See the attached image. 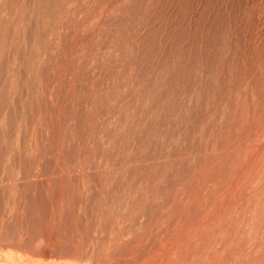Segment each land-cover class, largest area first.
<instances>
[{
	"label": "rangeland",
	"instance_id": "rangeland-1",
	"mask_svg": "<svg viewBox=\"0 0 264 264\" xmlns=\"http://www.w3.org/2000/svg\"><path fill=\"white\" fill-rule=\"evenodd\" d=\"M3 230L0 264H264V0H0Z\"/></svg>",
	"mask_w": 264,
	"mask_h": 264
},
{
	"label": "bare ground",
	"instance_id": "bare-ground-1",
	"mask_svg": "<svg viewBox=\"0 0 264 264\" xmlns=\"http://www.w3.org/2000/svg\"><path fill=\"white\" fill-rule=\"evenodd\" d=\"M35 1V0H34ZM30 84V83H29ZM28 84V85H29ZM28 85H26V88H27V86ZM16 86V85H15ZM16 88V87H15ZM28 88H29V86H28ZM28 88H27V90H28ZM16 90V89H15ZM63 90V89H62ZM18 92H20L19 90H18ZM21 98V97H20ZM43 98V97H42ZM19 99V98H18ZM66 99V98H65ZM69 99V98H68ZM23 100H24V98H23ZM19 101V100H18ZM62 101H63V99H62ZM66 101V100H65ZM68 102V101H67ZM71 102H72V100H71ZM77 102H78V100H77ZM58 103V102H57ZM76 103V102H75ZM25 105V104H24ZM38 105V104H37ZM40 105V104H39ZM67 106V105H66ZM28 107V106H27ZM38 107V106H37ZM61 107H63V106H61ZM67 108H68V106H67ZM40 109V108H39ZM55 109V108H54ZM63 109V108H62ZM12 110V109H11ZM79 110V109H78ZM22 111V110H21ZM26 113V112H25ZM57 113V112H56ZM60 113V112H59ZM58 113V114H59ZM61 113H62V111H61ZM92 113V112H91ZM58 114H57V117H58ZM8 117V116H7ZM54 117V116H53ZM56 117V118H57ZM9 119V118H8ZM9 121H10V119H9ZM40 121V120H39ZM9 123V122H8ZM57 123V122H56ZM53 125H55V124H53ZM56 126V125H55ZM139 127V126H138ZM137 127V128H138ZM55 128V127H54ZM67 128V127H66ZM143 128V127H142ZM42 129V128H41ZM40 129V130H41ZM144 130H145V127H144ZM130 131V130H129ZM39 132V131H38ZM131 132V131H130ZM88 133V132H87ZM151 135V134H150ZM81 138V137H80ZM94 138V137H93ZM119 139H120V137H119ZM54 141H55V139H53ZM116 140V139H115ZM140 140V139H139ZM157 140V139H156ZM54 141H52V142H54ZM142 142V141H141ZM145 142V141H144ZM38 143H40V142H38ZM146 143V142H145ZM144 143V144H145ZM73 144V143H72ZM55 145H56V143H55ZM68 145H69V143H68ZM147 145V144H146ZM22 146H24V145H22ZM54 146V145H53ZM52 146V147H53ZM71 146V145H70ZM113 146V145H112ZM257 146V145H256ZM74 147V146H73ZM119 147H120V145H119ZM158 147H159V145H158ZM255 147V146H254ZM258 147V146H257ZM67 148V147H66ZM112 148V147H111ZM229 148V147H228ZM256 148V147H255ZM87 149V148H86ZM146 149V148H145ZM69 150V149H68ZM82 150V149H81ZM84 150H85V148H84ZM122 150V149H121ZM159 150V149H158ZM257 150V149H256ZM152 151V150H151ZM198 151V150H197ZM39 152V151H38ZM63 152H65V151H62V153ZM116 152V151H115ZM114 152V153H115ZM147 152H149V150L147 151ZM207 152V151H206ZM211 152H213V151H211ZM71 153V152H70ZM121 153H123L124 154V152H121ZM155 153H158V151L157 152H155ZM174 153V152H173ZM203 153V152H202ZM209 153V152H208ZM256 153V152H255ZM176 154V153H175ZM83 155H84V153H83ZM195 155V154H194ZM201 155V154H200ZM207 155V154H206ZM210 155V154H209ZM33 156V155H32ZM67 156H68V154H67ZM123 156L124 155H122L121 157H122V159H123ZM130 156V155H129ZM128 156V157H129ZM196 156V155H195ZM83 157V156H82ZM99 157V156H98ZM113 157V156H112ZM118 157H119V154H118ZM186 157V156H185ZM214 157V156H213ZM181 158V157H180ZM190 158V157H189ZM195 158V157H194ZM100 159H102V158H100ZM104 159V158H103ZM102 159V160H103ZM117 159V158H116ZM119 159V158H118ZM143 161H144V159L143 158H141ZM149 159V158H148ZM175 159V158H174ZM175 160H177V159H175ZM180 160V159H179ZM208 160H209V158H208ZM251 160V159H250ZM57 161V160H56ZM143 161H141L142 163H144ZM151 161V160H150ZM163 161H165V160H163ZM169 161V160H168ZM170 161H171V158H170ZM81 162V161H80ZM87 162H88V160H87ZM146 163H147V160L145 161ZM172 162V161H171ZM178 162V161H177ZM75 163V162H74ZM100 163H101V161H100ZM116 163V162H115ZM142 163H140V164H142ZM145 163V164H146ZM152 163H156V162H152ZM194 163H196V162H194ZM118 164V163H117ZM116 164V165H117ZM137 164V163H136ZM138 164H139V162H138ZM191 164V163H190ZM250 164V163H249ZM102 165V164H101ZM125 165V164H124ZM160 165V164H159ZM195 165V164H194ZM118 166V165H117ZM138 167H141V166H139V165H137ZM137 166H136V168H137ZM179 166H182V165H179ZM245 166V165H244ZM102 167V166H101ZM113 167H115V164L113 165ZM122 167V166H121ZM152 167V166H151ZM198 167V166H197ZM246 167H248V166H246ZM112 168V167H111ZM116 168V167H115ZM135 168V169H136ZM172 168V167H171ZM180 168V167H179ZM98 170H99V168H97ZM96 169V170H97ZM128 169H130V168H128ZM152 169H153V167H152ZM162 169V168H161ZM175 169V168H174ZM243 169H245V168H243ZM63 170H64V168H63ZM106 170V169H105ZM111 170V169H110ZM131 170H133V168L131 169ZM149 170V169H148ZM154 170V169H153ZM84 171V170H83ZM165 171V170H164ZM42 172V171H41ZM97 172H99V171H97ZM102 172V171H101ZM111 172V171H110ZM138 172V171H137ZM137 172H135V173H137ZM166 173H167V171H165ZM242 172V171H241ZM76 174V173H75ZM100 174V173H99ZM110 174H113V172H111ZM173 174V173H172ZM183 174H184V172H183ZM188 174V173H187ZM241 174V173H240ZM240 174H238V175H240ZM243 174V173H242ZM106 176V175H105ZM109 176H111V175H109ZM142 176V175H141ZM144 176V175H143ZM166 176V175H165ZM171 176V175H170ZM199 176V175H198ZM235 176V175H234ZM183 177V176H182ZM186 177V176H185ZM126 178H129V177H126ZM132 178V177H131ZM142 178V177H141ZM47 179V178H46ZM135 179V178H134ZM44 180V179H43ZM105 180V179H104ZM170 180V179H169ZM200 180V179H199ZM238 180V179H237ZM133 181V180H132ZM153 181V180H152ZM152 181H149V183L150 182H152ZM165 181H166V179H165ZM173 181H176V180H173ZM234 181V180H233ZM238 181H240V180H238ZM102 182H103V178H102ZM141 182H143V181H141ZM148 183V184H149ZM236 182H234V184H235ZM105 183L103 182V185H104ZM141 184H143V183H141ZM170 184V183H169ZM173 184V183H172ZM171 184V185H172ZM176 184V183H175ZM217 184H219V183H217ZM53 185V184H52ZM124 185V184H123ZM147 185V184H146ZM177 185V184H176ZM141 186V185H140ZM116 187V186H115ZM144 187V186H143ZM171 187V186H170ZM233 187V186H232ZM228 188V187H227ZM85 189V188H84ZM103 189V188H102ZM116 189H117V187H116ZM148 189H149V187H148ZM148 189H147V191L146 192H149L148 191ZM153 189V188H152ZM159 189V188H158ZM226 189V188H225ZM233 189V188H232ZM231 189V190H232ZM86 190V189H85ZM120 190V189H119ZM126 189H124V191H125ZM142 190V189H141ZM145 189L143 188V191H144ZM230 190V191H231ZM83 191V190H82ZM131 191V190H130ZM139 191V190H138ZM152 191V190H151ZM150 191V192H151ZM171 191V190H170ZM174 191V190H173ZM127 192V191H126ZM224 192V191H223ZM123 193V192H122ZM131 193V192H130ZM135 193V192H134ZM133 193V194H134ZM143 193V192H142ZM222 193V192H221ZM92 194H93V192H92ZM228 194V193H227ZM226 194V195H227ZM123 195V194H122ZM150 195V194H149ZM178 195H180V194H178ZM44 196V195H43ZM76 197V196H75ZM78 197V196H77ZM76 197V198H77ZM169 197V196H168ZM211 197V196H210ZM225 197V196H224ZM148 198V197H147ZM178 198V197H177ZM227 198V197H226ZM225 198V199H226ZM81 199V198H80ZM206 199V198H205ZM133 200V199H132ZM176 200H178V199H176ZM211 200V199H210ZM129 201V200H128ZM143 201V200H142ZM223 201V200H222ZM139 202V201H138ZM178 202V201H177ZM224 202V201H223ZM228 203V202H227ZM226 203V204H227ZM140 204H141V202H140ZM143 204H145V203H143ZM131 205V204H130ZM129 205V206H130ZM147 205V204H146ZM199 205H201V203L199 204ZM55 206V205H54ZM82 206V205H81ZM129 206H128V208H129ZM138 206V205H137ZM205 206V205H204ZM210 206V205H209ZM213 206V205H212ZM124 207V206H123ZM127 207V206H126ZM170 207V206H169ZM184 207V206H183ZM142 208V207H141ZM206 209V208H205ZM208 209V208H207ZM126 210V209H125ZM210 210H212V208L210 209ZM129 211V210H128ZM127 211V212H128ZM139 211V210H138ZM216 211H217V209H216ZM199 212V211H198ZM206 212H207V210H206ZM205 212V213H206ZM200 213V212H199ZM197 214V213H196ZM195 214V215H196ZM212 215H214V214H212ZM174 216V215H173ZM122 217V216H121ZM130 217V216H129ZM174 219V218H173ZM176 219V218H175ZM203 219V218H202ZM56 220V219H55ZM125 220V219H124ZM120 221V220H119ZM50 222V221H49ZM57 221H55V222H52L53 223V226L55 227V225L58 223H56ZM122 222V221H121ZM172 222V221H171ZM229 222V221H228ZM225 225V224H224ZM58 229H59V227H58ZM57 229V230H58ZM54 230V229H53ZM126 230V229H125ZM218 230V229H217ZM213 231V230H212ZM223 232V231H222ZM224 233V232H223ZM223 233H220V234H223ZM184 234V233H183ZM210 234V233H209ZM208 234V236H210ZM212 236V235H211ZM224 236V235H223ZM0 239H1V241L2 242H6V243H11V242H13V241H15L16 239H15V235L13 234V232L12 233H9V232H7L6 231V233H5V231L3 230V231H0ZM17 241L16 242H18L20 245H23L24 243H26V241H24L19 235H17ZM48 240V239H47ZM2 244V243H1ZM14 244H17V243H14ZM48 244H50V243H48ZM91 244V243H90ZM63 246V245H62ZM47 247H49V246H47ZM202 250V249H201ZM62 251L63 252H65V253H68V252H73L72 251V248L70 247V246H67V245H65L63 248H62ZM81 251V250H80ZM198 251V250H197ZM93 252V251H92ZM103 252V251H102ZM201 252V251H200ZM199 252V253H200ZM74 253V252H73ZM202 253V252H201ZM104 254V253H103ZM78 255V254H77ZM92 255H93V253H92ZM78 257V256H77ZM87 259V258H86ZM204 259V258H203ZM198 260V259H197ZM136 261V260H135ZM199 261H200V259H199ZM81 262V261H80ZM194 262V261H193ZM197 262V261H196ZM195 263V262H194ZM103 264V263H102ZM192 264V263H191ZM196 264V263H195ZM199 264V263H198ZM200 264H201V262H200ZM204 264V263H203Z\"/></svg>",
	"mask_w": 264,
	"mask_h": 264
}]
</instances>
